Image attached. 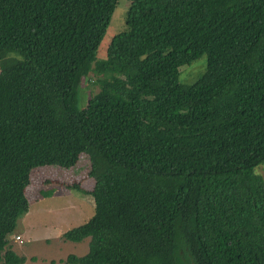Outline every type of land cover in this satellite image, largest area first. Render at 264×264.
I'll use <instances>...</instances> for the list:
<instances>
[{
  "label": "trees",
  "instance_id": "16d2710c",
  "mask_svg": "<svg viewBox=\"0 0 264 264\" xmlns=\"http://www.w3.org/2000/svg\"><path fill=\"white\" fill-rule=\"evenodd\" d=\"M117 1L0 0V263L31 170L84 154L65 264H264V0H130L97 59Z\"/></svg>",
  "mask_w": 264,
  "mask_h": 264
},
{
  "label": "rangeland",
  "instance_id": "374dc122",
  "mask_svg": "<svg viewBox=\"0 0 264 264\" xmlns=\"http://www.w3.org/2000/svg\"><path fill=\"white\" fill-rule=\"evenodd\" d=\"M129 1H117L99 43L97 59L104 57L110 38L125 28L124 17ZM205 65V54L181 65L178 68V81L192 83L203 73ZM92 78L90 76L89 80ZM79 85L76 106L81 108L90 91L96 92L97 87L85 82L84 77L80 78ZM254 172L264 181V162L255 166ZM86 173L87 160L84 154H79L75 164L70 167L44 165L31 170L29 184L24 190L28 210L17 219L8 241L15 254L25 257L23 264H65L63 260L67 254L80 256L86 251L87 238L74 243L60 237L61 232L83 223L93 213L92 197L68 187L77 183L80 188L89 190L92 183ZM48 191L50 194L46 195Z\"/></svg>",
  "mask_w": 264,
  "mask_h": 264
},
{
  "label": "built area",
  "instance_id": "2783aa9c",
  "mask_svg": "<svg viewBox=\"0 0 264 264\" xmlns=\"http://www.w3.org/2000/svg\"><path fill=\"white\" fill-rule=\"evenodd\" d=\"M14 238H17V236H14Z\"/></svg>",
  "mask_w": 264,
  "mask_h": 264
}]
</instances>
